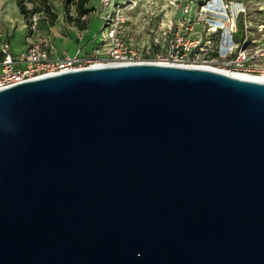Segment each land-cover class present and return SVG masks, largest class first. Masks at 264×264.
Masks as SVG:
<instances>
[{
    "label": "water",
    "instance_id": "water-1",
    "mask_svg": "<svg viewBox=\"0 0 264 264\" xmlns=\"http://www.w3.org/2000/svg\"><path fill=\"white\" fill-rule=\"evenodd\" d=\"M0 264H264V82L137 63L0 89Z\"/></svg>",
    "mask_w": 264,
    "mask_h": 264
},
{
    "label": "rangeland",
    "instance_id": "rangeland-1",
    "mask_svg": "<svg viewBox=\"0 0 264 264\" xmlns=\"http://www.w3.org/2000/svg\"><path fill=\"white\" fill-rule=\"evenodd\" d=\"M229 9H220L218 0H86L79 8V0H48L51 14L48 21L39 22L40 32H47L48 40L55 47L56 56L79 53L85 60L99 61L104 43L101 33L104 19L112 14L113 5L123 8L128 20L122 32V40L145 61L156 60L165 54L163 33L170 23L178 19L193 22V31L206 36L207 20L223 21L225 28L207 38L213 44L229 46L242 43L246 47L264 46V0H229ZM27 10L33 5L25 3ZM208 5V6H207ZM232 6L237 11L234 26L230 23ZM210 9V10H209ZM31 13L22 15L15 0H0V33L9 40L13 53L24 49ZM156 41H158L156 43ZM98 51L100 54H95ZM213 50L200 66L217 67L220 64Z\"/></svg>",
    "mask_w": 264,
    "mask_h": 264
},
{
    "label": "built area",
    "instance_id": "built-area-1",
    "mask_svg": "<svg viewBox=\"0 0 264 264\" xmlns=\"http://www.w3.org/2000/svg\"><path fill=\"white\" fill-rule=\"evenodd\" d=\"M221 7L222 3L220 9ZM123 10L121 6L113 5L112 14L104 19L100 39L104 43L100 52L104 57L99 61L85 60L79 53L56 56L55 47L49 42L47 32H40L38 28L39 22L44 19L42 14L30 15L24 49L19 54L13 53L9 40L0 33V89L96 64L108 66L162 62L179 67L200 66L213 50H216L215 53L221 60L219 66L210 67L213 70L228 75L264 77V46L246 47L247 38L241 44H213V40L207 38V35L221 32L224 28H216L214 23L217 20L212 18L207 20L205 37L193 31V22L189 19H178L170 23L163 33L165 54L156 60L145 61L138 56L136 49L122 40L121 35L128 20ZM237 13L234 11L232 16L231 12L230 17L234 19ZM94 53L100 54L98 51Z\"/></svg>",
    "mask_w": 264,
    "mask_h": 264
},
{
    "label": "trees",
    "instance_id": "trees-1",
    "mask_svg": "<svg viewBox=\"0 0 264 264\" xmlns=\"http://www.w3.org/2000/svg\"><path fill=\"white\" fill-rule=\"evenodd\" d=\"M86 0H79L78 6L82 8ZM16 6L19 12L26 16L28 13L32 14H44L47 17L54 19L55 17L50 12V7L48 6V0H15ZM25 3H30L33 5V8L29 11L26 8ZM30 17V16H29ZM44 17L43 21L47 22L48 20Z\"/></svg>",
    "mask_w": 264,
    "mask_h": 264
},
{
    "label": "bare ground",
    "instance_id": "bare-ground-1",
    "mask_svg": "<svg viewBox=\"0 0 264 264\" xmlns=\"http://www.w3.org/2000/svg\"><path fill=\"white\" fill-rule=\"evenodd\" d=\"M220 2V4L222 3V10L224 9H229L228 5L231 4V3H227L225 2L224 0H218ZM231 12H232V16L234 14V9H232V7L230 8ZM230 23L233 25L234 24V19H230ZM214 26L216 28H225V23L223 21H216V23H214ZM153 64V62H152ZM154 64H159V65H168V64H163L162 62H154ZM101 66H105L103 64H96L94 66H92V68L94 67H101ZM108 66H115V65H108ZM168 66H174V65H168ZM179 67V66H178ZM192 67H198V68H205V69H212L213 68H210L208 66H192ZM90 68V67H89ZM233 76H236V77H240V78H245V79H251V80H255V81H259V82H264V77H251V76H244V75H233Z\"/></svg>",
    "mask_w": 264,
    "mask_h": 264
},
{
    "label": "crops",
    "instance_id": "crops-1",
    "mask_svg": "<svg viewBox=\"0 0 264 264\" xmlns=\"http://www.w3.org/2000/svg\"><path fill=\"white\" fill-rule=\"evenodd\" d=\"M224 1L227 2V3H233V2H231V1H229V0H224ZM235 7H236V6H232V9L235 10Z\"/></svg>",
    "mask_w": 264,
    "mask_h": 264
}]
</instances>
